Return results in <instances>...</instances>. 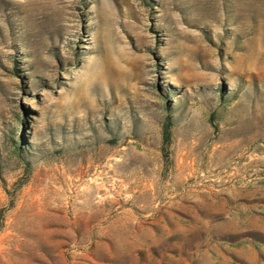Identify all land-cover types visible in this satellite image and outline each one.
Listing matches in <instances>:
<instances>
[{
  "label": "rangeland",
  "instance_id": "374dc122",
  "mask_svg": "<svg viewBox=\"0 0 264 264\" xmlns=\"http://www.w3.org/2000/svg\"><path fill=\"white\" fill-rule=\"evenodd\" d=\"M0 264H264V0H0Z\"/></svg>",
  "mask_w": 264,
  "mask_h": 264
},
{
  "label": "trees",
  "instance_id": "16d2710c",
  "mask_svg": "<svg viewBox=\"0 0 264 264\" xmlns=\"http://www.w3.org/2000/svg\"><path fill=\"white\" fill-rule=\"evenodd\" d=\"M171 118L169 116H166V119L162 125V141L163 143H166L170 140L171 136Z\"/></svg>",
  "mask_w": 264,
  "mask_h": 264
}]
</instances>
